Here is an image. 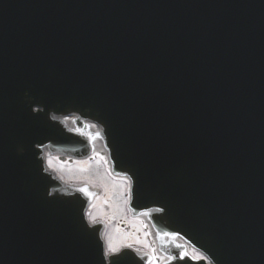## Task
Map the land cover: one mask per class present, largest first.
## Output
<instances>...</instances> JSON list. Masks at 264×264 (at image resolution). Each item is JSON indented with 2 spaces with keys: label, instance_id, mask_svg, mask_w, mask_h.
Returning a JSON list of instances; mask_svg holds the SVG:
<instances>
[{
  "label": "water",
  "instance_id": "obj_1",
  "mask_svg": "<svg viewBox=\"0 0 264 264\" xmlns=\"http://www.w3.org/2000/svg\"><path fill=\"white\" fill-rule=\"evenodd\" d=\"M70 114L101 127L163 264H207L176 237L264 264V0H0V264H107L91 199L43 164L90 153Z\"/></svg>",
  "mask_w": 264,
  "mask_h": 264
},
{
  "label": "rangeland",
  "instance_id": "obj_2",
  "mask_svg": "<svg viewBox=\"0 0 264 264\" xmlns=\"http://www.w3.org/2000/svg\"><path fill=\"white\" fill-rule=\"evenodd\" d=\"M98 145L100 142H97ZM46 162L51 161V169H55V174L60 176L64 181L68 179H75L90 184L94 188H99L100 192H97L98 197L88 210V219L90 217L104 218L108 221V226L105 229V239L108 242L109 238L116 244H122L126 242H134L136 244H145L144 235L142 234V225L138 219H129L130 237L119 226L121 221L125 220L124 209V192H125V180L112 179L105 168L102 166L103 162L98 153H94L89 160H83L79 163H63L59 164L50 155H45ZM140 232V236L137 233ZM134 236H133V235ZM147 249V248H145ZM143 249V250H145ZM196 256V255H195ZM151 264H156L152 260Z\"/></svg>",
  "mask_w": 264,
  "mask_h": 264
},
{
  "label": "snow or ice",
  "instance_id": "obj_3",
  "mask_svg": "<svg viewBox=\"0 0 264 264\" xmlns=\"http://www.w3.org/2000/svg\"><path fill=\"white\" fill-rule=\"evenodd\" d=\"M49 167H51V161H48ZM129 184H131V181L129 180ZM80 192L82 193H88V189L87 188H80L79 189ZM129 192H131V187L129 188ZM90 194V193H89ZM157 212H161L163 211V209H156ZM91 222L94 224L96 222V218L90 217ZM163 235L165 236H175L176 233H164ZM124 247H128L130 248L131 245H120V244H116L112 241L111 238H109L106 247H105V251H104V257L105 260L107 261V264H118V261L120 260L121 256L123 255L122 253V248ZM177 248L182 247L181 245H177ZM189 254L186 251H181L179 253L178 259L180 260H184L186 257H188ZM177 257L174 256H168V260H173L176 259ZM153 260L157 259L155 256L152 257ZM195 259L197 260H207L208 257L207 256H203L200 254H196Z\"/></svg>",
  "mask_w": 264,
  "mask_h": 264
},
{
  "label": "flooded vegetation",
  "instance_id": "obj_4",
  "mask_svg": "<svg viewBox=\"0 0 264 264\" xmlns=\"http://www.w3.org/2000/svg\"><path fill=\"white\" fill-rule=\"evenodd\" d=\"M89 160V159H88ZM79 162H83V161H75V160H70V159H66L64 162H62V163H60V162H58L60 165L61 164H63V163H74V164H76V163H79ZM102 166L105 168V170H108L107 169V167H106V165H105V163H103L102 164ZM54 171H55V169H53ZM56 172V171H55ZM110 175V174H109ZM60 177V176H59ZM110 177L112 178V179H114L111 175H110ZM61 178V177H60ZM62 179V178H61ZM63 180V179H62ZM73 180H75V179H73V178H71V179H68V180H66V181H73ZM129 216V215H128ZM126 214H125V218H126V221L124 222V221H121V222H123V223H119V226L122 228V229H124V232L127 234V235H129L130 236V233H131V231H130V228H129V219H130V217H128ZM133 219V218H132ZM140 224L142 225V234L144 235V240H145V244H136V243H134V242H126L127 240H129V239H127V240H125V242H123L121 245H131V247L130 248H133V249H135V250H143V249H145V248H150V238H149V235H148V233H146V231H147V228L142 224V222L140 221ZM140 232H138L137 233V236H140V234H139ZM133 235V234H132ZM134 236V235H133ZM128 238H131V236L130 237H128Z\"/></svg>",
  "mask_w": 264,
  "mask_h": 264
}]
</instances>
